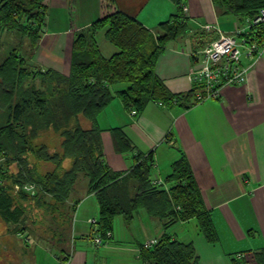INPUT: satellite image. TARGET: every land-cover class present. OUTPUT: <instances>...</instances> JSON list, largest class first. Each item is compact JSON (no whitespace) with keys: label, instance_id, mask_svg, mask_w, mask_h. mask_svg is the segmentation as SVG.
<instances>
[{"label":"trees","instance_id":"obj_1","mask_svg":"<svg viewBox=\"0 0 264 264\" xmlns=\"http://www.w3.org/2000/svg\"><path fill=\"white\" fill-rule=\"evenodd\" d=\"M49 1L0 0V33H15L24 48L12 49L0 63V109L9 112L7 125L0 127V153L7 158L0 165V219L7 225L18 226L26 213L22 202L29 199L40 206L45 203L46 212L57 217H70L68 214L76 205L71 206L69 201L83 174L88 181L87 191L99 205L94 234L103 243L113 240L117 217L122 216L130 224L144 211L162 222L164 234L152 248L143 250V264H200L193 243H183L168 233L175 224L196 219L207 242L218 243L211 212L206 209L185 154L172 164L164 183L167 188L154 183L152 152H138L132 169L116 172L104 156L102 130L97 122L115 97L129 111L137 113L152 101L167 106L179 103L184 108L198 102V88L175 94L156 73L160 54L171 41L189 32L184 9L178 7L177 14L160 24L154 34L135 18L120 12L115 0H101V18L89 30L76 34L71 72L66 77L31 61L42 38ZM213 3L221 15L235 17L242 23L264 9V0ZM100 31L118 49L110 58L104 57L97 45L96 34ZM124 83L125 87L116 89ZM82 118L89 121L90 128L80 123ZM49 130L61 138L60 151H51L44 143H38L39 137ZM112 134L118 152L135 150L120 128L113 129ZM68 159L72 165L66 169L64 163ZM43 162L52 163L54 169L41 173L38 167ZM13 164L18 168L14 173L16 183L36 185L35 195L23 189L14 193L8 184L14 177L10 169ZM54 238L59 243L63 239ZM64 256L61 260L68 261L70 255ZM254 260L264 264V248L255 252Z\"/></svg>","mask_w":264,"mask_h":264},{"label":"crops","instance_id":"obj_2","mask_svg":"<svg viewBox=\"0 0 264 264\" xmlns=\"http://www.w3.org/2000/svg\"><path fill=\"white\" fill-rule=\"evenodd\" d=\"M115 1L120 12L135 18L152 33L175 16L178 7H187L188 12L184 13L189 32L171 41L157 61L156 73L175 94L197 88L190 80L191 70L200 67L199 51L218 37L215 29L209 31L205 26L212 25L232 33L246 22L221 15L213 0ZM49 4L42 38L31 61L42 69L68 77L76 34L89 30L92 23L101 18L102 1L50 0ZM233 23H236L234 28ZM100 33L96 34L97 45L104 57L110 58L118 49L108 42L104 33L102 42ZM105 48L108 52H104ZM242 62L246 68L253 63L248 57H244ZM248 73L247 83L226 86L220 99L195 102L190 108L179 103L167 106L152 101L143 112L132 116L123 102L115 97L97 121L102 130L104 156L116 172L132 169L138 152H152L153 178H160L165 183L172 164L185 154L201 188L206 209L211 212L218 243L207 242L196 219L177 223L168 233L183 243H193L200 264H257L254 254L264 248V54ZM80 123L86 128L91 127L84 118ZM115 128L126 134L135 147L134 151L120 153L116 150L112 134ZM59 138H56V149L52 145L48 147L51 151H60L62 140ZM1 164L4 160H0ZM71 165V159L64 163L66 169ZM11 166L10 169L17 173V165ZM53 169L52 163L44 167L46 172ZM78 182L69 204L76 205L81 225H76V228L81 240L75 244L78 249L68 261L63 262L58 257L56 264H96V260L103 257L100 250L95 251L98 246L94 247L89 241L92 225L88 221L98 220L99 205L95 196L87 191L88 181L81 188ZM77 191L82 194L75 196ZM77 200H80L79 204H75ZM123 224L127 229L133 228L134 233H130L133 242L128 245L126 236L121 233H118L120 239L116 240V224L112 232L114 238L110 241L112 245L107 248L121 252L117 255L119 260L130 258L123 251H132L140 260L139 264H143L136 249L144 241L159 239L164 234L163 224L144 211L130 224L123 219ZM106 254L109 256L107 264L113 263L114 260L109 259L113 255Z\"/></svg>","mask_w":264,"mask_h":264},{"label":"rangeland","instance_id":"obj_3","mask_svg":"<svg viewBox=\"0 0 264 264\" xmlns=\"http://www.w3.org/2000/svg\"><path fill=\"white\" fill-rule=\"evenodd\" d=\"M235 24L233 23V28L236 26ZM103 33L104 31H101V33L99 34L101 35L100 38L102 42L104 41ZM107 45L112 48L110 44ZM14 48H18L20 51L24 49L23 46H20V38L17 37L15 33H6V34L0 33V63H2V61L8 56V54ZM104 52H108V50L105 48ZM40 83L41 82L39 81L37 82L39 86ZM117 86L116 89L117 88L119 89L121 87H125L126 84L124 83ZM8 121H9L8 110L0 109V127L7 125ZM56 138L59 137L55 135V133H53L52 130H49L48 132L43 133L39 137L38 143L39 144L44 143L48 147L52 145L56 149V147H58L57 145L58 142ZM0 158L5 159L6 154L0 153ZM48 164L49 163H44V162L41 163L42 166L38 167L39 168L38 171H40L41 173H43V171L46 172L44 170V167ZM11 172L13 176L15 175L14 173H16L15 171H11ZM15 179L16 177L14 176L11 180H9L8 184L11 185L12 188H14L15 190L14 193L17 194L21 190V186L23 184L18 182L16 183ZM78 181L80 188L82 187L83 183L86 182L84 180L83 175H80ZM23 182L24 184H29V182L28 183L25 181ZM162 185H164V187L167 188L166 184L162 183ZM77 194L81 195L82 192L79 191L78 193H76L75 196H77ZM22 205L25 207L26 213L24 217H22L21 222L18 226L10 225V224L7 225L0 219V264H56L58 257L63 256L61 257L62 259L65 257L64 255L66 253L70 256L74 254L76 249H78L75 244L81 240V237L77 234V228H76V225H80L78 222L79 215H76L75 210L69 212L68 216L70 217L68 218L64 217L62 219L60 217H57L56 214L54 215L53 213L51 214L49 212H46L45 203L42 206H40L38 205L36 200L29 199V200H23ZM89 220H94V219H89ZM114 223L117 224L115 228L116 240L120 239L119 234L121 233V235L126 236L128 245H130L129 243L133 242L131 238L132 235H130L131 232L134 233L133 228L131 227L130 229H127L126 225L123 224V217L121 216L116 218ZM89 224L92 225L89 228L90 236L92 235L94 238V239L91 238L92 240L89 239V241L91 245L93 244V246L95 247L96 246L95 239L97 236L94 234V229L96 225H93L91 223ZM58 225H60V227L62 228L60 229ZM58 227L60 230L57 229ZM16 232L20 234H17ZM54 236H58V238L62 236L63 238L62 242L59 243V241H57V239H55ZM153 239H157V238H153ZM145 242L146 241H144L143 243ZM111 245L112 243L108 242V243H103V245H100L97 248L95 247V251L98 252L100 250L103 256L101 258H98V261L96 260V264H107L106 259L109 256L106 253L113 255L109 259L114 260V262H118V264L140 263V260L134 257L135 254L132 251H123L130 258H121L119 260L117 255H119L121 252L108 250ZM140 249L142 250L139 252ZM144 249H148V248H143V246H140L136 249V253L138 257H140ZM63 250H66V252L63 253Z\"/></svg>","mask_w":264,"mask_h":264},{"label":"built area","instance_id":"obj_4","mask_svg":"<svg viewBox=\"0 0 264 264\" xmlns=\"http://www.w3.org/2000/svg\"><path fill=\"white\" fill-rule=\"evenodd\" d=\"M187 13V7H183ZM209 31L215 29L218 37L213 39L207 46L199 51L198 69H192L190 80L198 88L196 99L202 102L206 99H220L226 86H236L247 83L248 70L257 63L264 54V9L260 10L254 18L245 22V25L237 27L234 32L226 33L215 26H205ZM250 58L252 65L244 66L243 58ZM161 104H163L161 102ZM133 116L137 115L135 110L130 111ZM4 158H1L2 161ZM154 183L162 185L163 180L155 177ZM21 189L35 195L37 187L34 184H24ZM89 223L96 225L95 220ZM111 233L108 232L107 236ZM157 239L148 240L143 243V248H152ZM95 245H103L100 237L95 239ZM142 249L139 250V252Z\"/></svg>","mask_w":264,"mask_h":264}]
</instances>
